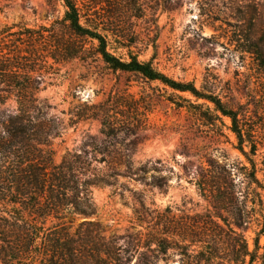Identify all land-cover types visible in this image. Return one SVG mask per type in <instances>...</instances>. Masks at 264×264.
Listing matches in <instances>:
<instances>
[{"label":"rangeland","instance_id":"rangeland-1","mask_svg":"<svg viewBox=\"0 0 264 264\" xmlns=\"http://www.w3.org/2000/svg\"><path fill=\"white\" fill-rule=\"evenodd\" d=\"M140 2L143 15L124 19L110 50L151 60L176 80L248 110L264 183V0ZM65 10L62 0H0V28L53 25L70 38ZM80 41V55L36 74L43 76L38 96L58 132L46 148L56 163L77 154L91 172L113 181L92 188L97 213L90 219L122 249L119 264H249L244 239L249 251L259 240L253 264H264L263 191L247 178L250 163L234 134L172 103L161 83L111 69L96 41ZM15 109L13 99L0 103V123ZM201 181L206 190L198 188ZM215 185L223 186L221 194H210ZM84 219L77 216L75 226ZM155 236L205 239L210 253L198 255L203 244L189 240L185 249L163 252L151 242Z\"/></svg>","mask_w":264,"mask_h":264},{"label":"trees","instance_id":"trees-1","mask_svg":"<svg viewBox=\"0 0 264 264\" xmlns=\"http://www.w3.org/2000/svg\"><path fill=\"white\" fill-rule=\"evenodd\" d=\"M62 1L66 7L62 23L70 38H63L53 25L35 28L13 23L0 28V103L8 99L16 102L14 114L0 123V259L4 264L121 261L122 249L97 221L90 219L97 213L92 188L112 185L113 181L91 172L77 154H69L56 163L52 151L46 148L58 132L38 96L43 76L36 74L80 55L85 50L80 39L96 41L97 54L111 69L138 73L159 82L171 90L168 99L178 107L195 110L208 124L217 126L220 122L227 127L250 163V167L245 166L247 178L264 196V183L257 176L253 157L258 151L257 129L248 122V110L233 108L219 95L200 89L193 82L176 80L158 70L151 60L142 61L134 54L121 58L110 50L112 38L117 36L115 31L124 19L143 15L140 0ZM215 186L210 194H221L223 186ZM202 187L201 181L198 188ZM220 205L217 201L214 206L221 208ZM77 216L85 219L75 226ZM183 238L174 243L167 237L155 236L151 242L163 252L175 246L185 249L189 246L184 243L187 240L201 242L198 255L210 253L205 239ZM243 246L244 262L248 257V263L253 264L259 240L256 239L254 251L248 250L245 239ZM208 258L210 262L213 257Z\"/></svg>","mask_w":264,"mask_h":264}]
</instances>
